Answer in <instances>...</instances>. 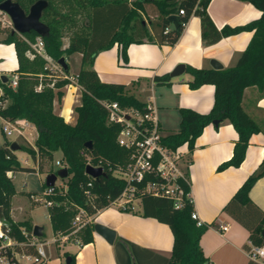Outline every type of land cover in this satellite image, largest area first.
Instances as JSON below:
<instances>
[{"label":"trees","instance_id":"trees-1","mask_svg":"<svg viewBox=\"0 0 264 264\" xmlns=\"http://www.w3.org/2000/svg\"><path fill=\"white\" fill-rule=\"evenodd\" d=\"M3 1L0 0V3ZM13 1L28 13L31 5L38 0ZM47 1L48 5L41 16V20L49 27L48 34L42 37L46 53L57 62L63 56L67 58L74 53L82 55L77 72L82 86L81 102L74 108L77 118L73 123L56 113L54 101L62 99V88L69 81L50 77V71L45 68L46 59L38 55L31 58L28 55L27 51L31 49L26 38L35 40L39 36L36 32L20 34L13 28L4 29L7 35L3 42L14 44L19 67L18 84L15 87L11 85L12 77L6 76L7 80L4 81L0 76V96L7 100L4 106H0V118L8 121L25 119L38 130L34 146L20 136L15 140L20 149L34 159L37 168L20 162L16 151L11 148L13 141L6 139L0 145V219L10 224V234L16 240L17 251L35 252V248L30 245L34 225L28 218L21 221L12 219V198L17 193L13 173L37 169L42 171L45 169L44 161L52 162L55 152L62 153L60 161L67 167L68 176L63 178L66 187L55 184L51 186L53 193L47 196L52 201L48 207L51 225L57 237L68 234L83 244L93 240L94 223H86L77 232H73L72 222L79 209L83 208L88 215L94 216L119 197L127 185L123 178L115 176L113 172L126 168L130 150L119 144L117 138L122 125L107 122L108 112L101 101H117L122 108H133L141 112L148 108L134 94L129 93L124 84L101 81L94 69L96 54L116 42L120 44L121 55L126 62L127 48L131 43L174 45L193 14L201 19V36L206 44L242 31H253L251 40L235 65L210 69L186 65V72L193 77L188 82L191 88H199L206 83L215 86L214 104L207 113L187 107L180 108L179 129L161 139L162 144L171 150L187 143L189 151L193 152L197 138L207 125L213 124L218 128L227 120L233 124L239 137L232 157L221 163L218 170L241 165L252 134L261 131L259 124L245 111L243 98L245 89L250 86H256L259 96H264V0H243L253 3L262 11L258 19L221 29L208 13L211 0ZM181 9L185 11L184 14L180 13ZM173 14L179 15L180 20L177 26L171 27L168 17ZM67 34H70V43L65 46L63 38ZM65 70L69 73V64ZM171 79L170 74H163L156 75L154 80L164 84L170 83ZM40 82L43 86L37 90ZM89 141L92 147L86 146ZM88 164L102 167L105 174L92 177L86 173ZM49 172L56 173L53 170ZM184 173V177L178 179L183 190L181 207H175L173 199L167 196L145 191L149 179L161 181L160 177L149 175L139 182L137 197L142 203V215L154 217L171 228L174 241L169 264H211L200 245L201 236L209 225L198 226L192 217L194 203L188 167ZM263 175L264 159L223 208V211L248 228L249 239L254 245L264 244V211L255 206L249 192ZM8 254L11 255L10 251ZM65 256H70L71 264H76L75 254L66 252ZM13 264L17 263L13 261ZM249 264L257 263L251 261Z\"/></svg>","mask_w":264,"mask_h":264},{"label":"crops","instance_id":"crops-1","mask_svg":"<svg viewBox=\"0 0 264 264\" xmlns=\"http://www.w3.org/2000/svg\"><path fill=\"white\" fill-rule=\"evenodd\" d=\"M207 10L219 29L244 25L262 14L253 3L243 0H211ZM252 35L253 31L246 30L206 44L201 36V19L193 14L174 45L131 43L127 48L126 62L121 55V46L116 42L96 54L94 69L101 81L124 84L129 93L152 107L164 136L179 129L180 108H192L200 113L209 112L214 104L215 86L206 83L199 88H191L188 82L193 77L186 71L179 76H171V82L164 84L157 83L155 76L170 74L180 63L207 69L231 67L246 49ZM214 64H219L220 67H215ZM18 67L14 44L0 41V76H18ZM68 90L62 97L65 103L59 114L67 117L70 113L67 108L70 107L72 117L68 121L73 123L77 118L74 108L81 102V93L75 95V88L72 87ZM56 102L57 100L54 101L55 108ZM243 107L259 124L261 131L252 134L245 159L240 166L218 170L221 163L232 157L239 137L233 124L227 120L218 128L213 124L207 125L197 138L193 152L189 151L187 143L179 147L183 162H186L185 169L188 167L191 178L194 210L209 225L201 236L200 245L211 264H249L253 261L248 255V249L252 245L248 228L223 211L237 189L259 168L264 159V96H259L256 86L245 89ZM2 120L0 118V127ZM25 127L24 134L20 137L34 146L38 132L36 135L32 134L36 126L29 123ZM15 136L16 139L19 137ZM55 153L60 154L59 158L62 157L60 151ZM16 154L20 162L28 166L26 161H21L18 150ZM16 189L17 193L12 198V219L21 221L28 218L33 225H38L34 222L32 209L37 204H44L47 209L49 206L44 202H35L28 192L40 195L46 188L40 194L37 190ZM249 196L255 206L264 211V175L254 183ZM133 202V207L128 209L111 204L94 215L93 223H102L115 231L112 243L95 229L93 240L85 244L68 234L57 237L48 210L52 238L46 241L44 227L41 226L43 237L40 241L48 247L55 245L56 249L52 247L41 264H63L67 258L66 252L76 255V264H169L174 241L171 228L154 217L143 216V209L134 207ZM220 225H227V231H221Z\"/></svg>","mask_w":264,"mask_h":264},{"label":"built area","instance_id":"built-area-1","mask_svg":"<svg viewBox=\"0 0 264 264\" xmlns=\"http://www.w3.org/2000/svg\"><path fill=\"white\" fill-rule=\"evenodd\" d=\"M181 14L185 11L181 9ZM28 55L33 58L41 56L46 59L45 68L50 71L49 76L54 79H66L69 81L65 86L81 89L77 74L71 75L63 68V66L54 61L45 50V43L41 36L37 37L32 49L28 51ZM18 84L17 76L13 77L11 85L15 87ZM42 82L37 86V90H41ZM2 92V91H1ZM0 92V93H1ZM7 100H3L0 96V106H4ZM108 112L107 122L113 124H121L122 128L118 134V142L120 145L130 150V160L125 169H116L113 174L119 178H123L127 185L123 192L111 204L118 205L121 209L133 207L132 202L137 197L138 183L144 181L147 176L154 175L162 180L149 179L145 185V191L154 195L167 196L174 201L175 207H181L183 202V190L178 183L180 177H184L182 152L179 147L171 150L164 146L161 142L163 134L159 127L154 109L147 106V110L141 112L133 108H122L117 101L102 100ZM71 112L64 117L67 122L71 119ZM69 120V121H68ZM29 122L25 119L16 121L2 120L1 128L6 136L24 134V127ZM56 163L60 167H64L60 160ZM100 167V166H95ZM104 170V169H103ZM53 193V188L47 187L46 190L38 195L32 194L31 198L35 202H44L47 206L52 205V201L47 198ZM90 194V191H87ZM110 204V205H111ZM93 217L80 208L73 219V232H77L86 223L93 222ZM192 217L197 221V225L201 226L205 223L198 217L197 212H192ZM221 231H227V225L219 226ZM10 224L0 219V264H41L46 259V250L44 243L40 241L38 236L32 234L30 237V245L35 248V252H21L15 249L16 240L10 234ZM26 234L25 230L22 229ZM10 251V254H8ZM248 255L251 260L264 264V244L254 245L248 249Z\"/></svg>","mask_w":264,"mask_h":264},{"label":"rangeland","instance_id":"rangeland-1","mask_svg":"<svg viewBox=\"0 0 264 264\" xmlns=\"http://www.w3.org/2000/svg\"><path fill=\"white\" fill-rule=\"evenodd\" d=\"M133 1V0H132ZM13 28L12 21L7 13L4 11H0V41H3L7 35V33L4 31V29H11ZM70 34H67L63 38L64 45L67 46L70 43ZM26 41L28 42L30 49H32V44H35L37 41V38L35 40H32L31 38H26ZM28 52V51H27ZM81 58L82 55L80 53H74L70 55L69 57L66 58L68 64H69V74L75 75L76 71L80 68L81 65ZM70 87L64 86L62 90L64 91V95L68 93V89ZM74 89V87H72ZM79 88H76V90L73 92L75 95L80 94ZM57 100V99H56ZM65 101L63 99L57 100L56 102V108L54 105V110L56 113L59 114L60 109L64 106ZM75 106V104H74ZM77 116V113L75 112V117ZM74 120H71L73 122ZM26 128V127H24ZM38 132L37 128L33 129V134L36 135ZM27 134V132H26ZM29 136V135H28ZM4 139H9L10 141H15L16 136L11 135V136H5V133H2L1 127H0V144L4 141ZM19 156L22 162L27 163L28 166L31 167H36L37 168V163L34 161V159L24 150L19 149ZM59 153H55L54 155V160L52 162L49 161H44L45 163V169L40 171L37 169V171H17L13 177V182L15 186L19 189L22 190H37L40 194L42 193L43 190H45V184H46V176L50 173V170H53V172H57L58 169H60V166L56 163L58 159H61L62 157L59 158ZM183 163V170H185L186 167V162ZM56 186L58 187H66V180L58 177V179L55 182ZM38 194V193H37ZM134 207L139 208L140 210L142 209V204L140 202V199H135L134 200ZM115 206V205H112ZM114 208V207H112ZM32 215L34 216V222L35 224H38L40 226L44 227V233H45V238L46 241H50L52 238V229L50 226L49 222V215H48V209L44 204H37L33 209H32ZM52 247L55 248V245L48 247L47 244H44V249L46 250V253L48 254V251H52Z\"/></svg>","mask_w":264,"mask_h":264},{"label":"water","instance_id":"water-1","mask_svg":"<svg viewBox=\"0 0 264 264\" xmlns=\"http://www.w3.org/2000/svg\"><path fill=\"white\" fill-rule=\"evenodd\" d=\"M47 0H38L33 3L29 9V12L26 13L24 9L13 0H5L0 3V11H4L7 13L12 21L13 30L20 33H29L31 31L36 32L39 36H46L49 32V27L41 20L42 12L47 7ZM169 21L177 26L180 20V16L177 14L170 15L168 17ZM59 63L63 66L64 69H68V63L66 61L65 56L59 59ZM215 67H220L219 64H214ZM186 71V65L183 63L178 64L173 71H171V76H179ZM1 78L6 81V75H1ZM86 146L92 147V143L89 141L86 143ZM12 150L17 151L20 149L19 144L16 141H13L11 145ZM86 173L91 175L92 177H98L100 175H104L105 172L102 167H95L91 164L86 166ZM68 176L67 167H61L58 169L56 173H49L46 176V185L48 187L54 186L58 177L65 178ZM42 228L39 225H34L33 234L40 237L42 236ZM94 229L97 233L101 234L105 239L112 243L115 239V231L102 224V223H94ZM262 235L264 236V229L262 230ZM65 264H71V257L68 256L66 258Z\"/></svg>","mask_w":264,"mask_h":264},{"label":"bare ground","instance_id":"bare-ground-1","mask_svg":"<svg viewBox=\"0 0 264 264\" xmlns=\"http://www.w3.org/2000/svg\"><path fill=\"white\" fill-rule=\"evenodd\" d=\"M67 109H68V111H70V112H71V109H70V107H68Z\"/></svg>","mask_w":264,"mask_h":264}]
</instances>
